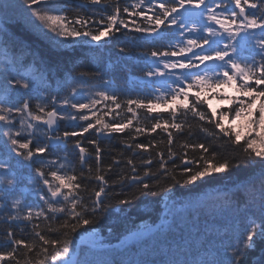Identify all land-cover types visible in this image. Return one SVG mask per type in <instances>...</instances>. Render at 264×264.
<instances>
[{"label":"snow or ice","instance_id":"1","mask_svg":"<svg viewBox=\"0 0 264 264\" xmlns=\"http://www.w3.org/2000/svg\"><path fill=\"white\" fill-rule=\"evenodd\" d=\"M120 2L121 0H80L79 3L72 5L68 0H23V10L27 22L58 49L70 38L81 44L91 41L99 45L105 38L110 42L117 39L121 29L144 33L154 38L159 36L162 40L168 39L166 47L151 52V56L156 58L154 63L158 65L160 58L182 59L174 62L165 60L163 68L168 70L167 72L149 71L146 75L175 77L171 83L176 86L170 88L167 93L170 103L174 106L170 112V119L164 120L162 124L160 118L156 117L150 130L136 126L135 133L138 135L145 131L151 133L162 129L167 133L168 160H174V157L179 155V163L174 161L170 171L167 166L168 160L164 159L165 153L157 151L155 156L160 158L157 171L153 172L149 167L138 168L134 160L128 158L126 164L129 170L126 174H119L111 181L106 179L108 173L121 161L114 160L107 169L101 167L102 148L99 136L103 134L112 137L113 133H123L132 126L136 112L131 105L147 109L149 113L155 110L156 105L151 101L144 103L129 99L126 102L127 111L132 113V118H128L126 122L121 120L116 123H104L97 128V124H101L97 118L96 123L78 125L71 131L64 130L61 133L58 120L89 121L91 117L88 114L63 113L57 107L58 98L55 96L41 97L43 103H37L35 110H32L29 99H24L19 106L12 104L11 97L20 96L21 90L24 95L33 92L35 82L26 72H21L17 68L13 74L10 68L24 67L29 60L38 65L43 61L44 54L23 45L19 46L17 54L14 45L11 60L8 61V50H5L6 63L3 71H0V89L3 90L5 100L9 102L0 103V151L7 159H11L12 154L20 158L17 163L30 170L29 179L34 185V194L43 202L39 209L26 206L28 211L20 215L21 201L15 200L11 204V209L16 211H9L8 218L12 221L17 219L32 221L34 218L43 217L48 221L55 220L56 214H63V219L55 229L51 225L48 226V231L59 232L60 236L47 238L40 231H36L35 236L39 239L33 243L16 239L9 230L7 237L14 247L7 252L0 251V264L4 261L21 264L16 256L21 247L26 250L25 264H33L28 258V253L34 252L37 257L35 264H156L155 260L127 262L118 260L115 258L119 255L118 249L112 250L114 255L111 259H90L87 255L81 259L70 247L74 243L72 237L81 235V230L89 232V226L91 231L95 232V226L100 220L113 213L126 212L128 207L137 201L157 197L161 194V189L164 195H170L177 186L196 190L205 183L226 179L233 171L254 174L247 181L237 185L238 191L243 189L248 198L242 201L245 204L244 217L247 223L243 225L235 241L226 230L219 244L206 247L199 259L194 261L170 259L161 264H243L249 252L257 247L261 250L258 264H264V0H151L147 5V11L152 15L140 11L145 7V0H138L137 3L123 9ZM229 5H234V8ZM86 6L97 7L93 12L91 7ZM10 7L8 0H0V16H7ZM76 9H85V14ZM246 9H259L261 14L258 16L255 11ZM87 12L93 14L88 15ZM96 12L100 15L97 16ZM122 13L129 18L141 17L148 22V27L140 26L132 20L126 21L122 18ZM191 16L200 18L198 26L189 19ZM162 25L166 32H161ZM257 29L259 33L256 32ZM197 32L200 35H187ZM0 35L10 39L4 28H0ZM177 36L179 39L172 42V38ZM119 51L125 52V48L120 47ZM177 69L180 70L179 74L173 71ZM225 87H234L238 93L248 97L247 100L234 101L237 107L231 110L234 112L233 120L245 117L246 136L242 137L240 131L225 127L222 120L229 115L228 113L220 112L217 118L215 112L209 116L202 110V104L207 103L206 100L202 101V93ZM190 93L194 96L192 101L189 98ZM96 95L113 103L117 99L114 92L108 94L101 90ZM257 100L262 101L257 110L258 116L253 112ZM162 102L167 105L169 100ZM177 102L179 108L184 110L179 116L175 107ZM59 103L75 109L77 113L89 109L88 104L70 102L68 98L59 100ZM96 103L97 101L93 99L92 105ZM116 107L119 108L120 105L116 104ZM189 113L195 120L204 122L199 125L201 132L214 140H219L221 135L226 137V143L234 146L236 154L231 158L220 157L209 144L187 141L180 145L184 151L179 154L173 152L174 136L169 129H174L177 133L185 131L186 125L191 129V125L187 124ZM116 115L119 116V113ZM205 124L214 125V129H218L219 132L209 130ZM92 129H96L97 136V139L88 141L93 145L92 152L84 147L80 140L73 143L69 139L83 137ZM188 134L191 136V131ZM129 139L135 140L136 135L130 133ZM70 144L78 149L82 166L89 164L94 157L95 169L89 164L87 173H82L79 177L75 174L69 175L66 171L62 173L61 170L67 168L69 162L52 157L59 150L66 151ZM150 147L154 148L155 145L126 143V148L133 150V154L134 150L147 153ZM187 149H191L194 155H189ZM46 153L48 156H45ZM7 159L0 162V170L5 173L10 171ZM21 161L24 163L21 164ZM140 163L145 166L152 165L153 156L150 154L142 157ZM161 177L165 180L164 185L160 183ZM85 180H95L97 183L93 186L84 183ZM256 180L259 181L258 195ZM0 183L11 187L14 182L12 179H6ZM117 187L120 189L119 192L116 191ZM0 192L4 193V197L0 199H5L7 190L0 189ZM110 193L114 194L115 203H112L113 195ZM6 206V203H0V208ZM44 206L48 213L53 214L51 217L46 215ZM34 227L39 228V224ZM111 231L109 228V232ZM98 247H103L102 241Z\"/></svg>","mask_w":264,"mask_h":264},{"label":"trees","instance_id":"2","mask_svg":"<svg viewBox=\"0 0 264 264\" xmlns=\"http://www.w3.org/2000/svg\"><path fill=\"white\" fill-rule=\"evenodd\" d=\"M9 1L18 3V7L23 5V0ZM79 2L80 0H73L72 5ZM125 6H129L128 2L121 0V9H123ZM88 7H91L94 12L97 6H86V8ZM76 11L85 14V9H76ZM109 11H111V9H109ZM93 12H87L86 14L92 15ZM15 14L16 13L8 10L7 16H0V23L3 25L2 28L7 31L8 37H10V39H6L3 35H1V45H4L11 50L15 45L17 54L19 53L20 45H23L24 47L30 46L34 51L44 54V59L38 64V66L41 67L42 63L46 67L56 71L57 74L60 72L62 74L69 72L72 75L74 74L78 77H84L88 86H94L98 83L108 82L110 90L112 93L114 92L116 94L117 99L115 103H113L111 100H106L105 102L101 103L97 102L91 109H84L81 113L74 111L73 114L76 115L88 114L91 119L89 121L77 120L74 121L75 123L73 124H67L66 120H62L60 129L61 133L64 130L71 131L78 125L86 126L88 123H96L97 118H99L101 121V124H97V128H100L104 123H116L121 120L126 122L128 118H132V113L127 111L128 105L126 102L129 99L140 100L144 103L151 101L153 104H155L153 98L145 97L143 95L146 93L139 89V86L136 84V79L146 75V72L148 71V63L145 61L149 54H151L150 50L160 49L163 46V41H160L159 43L157 42L155 47L151 45L150 42L143 41V39H141L138 34L129 33L126 30L121 31L117 34V39L112 40L111 44L105 47V50L109 55L108 60L104 63V65H96V60L91 61V64L87 62L77 64L76 60H82L81 58L83 56L78 47L72 48L70 53L61 50H55L50 45H46L37 35L35 36V34H32L27 29L25 24H22L20 21L16 20L12 21ZM95 14L97 16L100 15L98 12ZM122 17H124L123 13ZM8 18L10 20L5 22ZM132 19L134 21H139L141 20V17H135ZM143 22L146 23L144 19ZM123 41L127 42V45H133L134 48L132 49L133 51L131 53L137 54V57L141 58V60L137 63L135 58L127 57L124 60L123 70L119 71L110 64V61L113 57L119 58V49L122 47V45H125ZM10 53L12 56V51ZM49 57L52 59H49ZM30 64L37 66V64L32 63L31 60H29L26 65ZM0 71L3 70L0 69ZM82 73H84V75H81ZM70 94L71 90H68V97ZM24 99H29L30 105L34 106L35 100L30 95H24L23 92L20 96H13L10 102L14 104H20ZM192 100H194V98L190 97V101ZM116 104H119L120 107L117 108ZM131 107L136 112V117L133 118L132 126L126 129L123 133H113L112 137H106L103 134L99 136V143L102 148L100 162L101 167L103 169H107V166L112 164L114 160L121 161V163L118 166H114L113 170L106 176V179L110 181L116 179L117 175L126 174L128 172L129 166L126 164V160L128 158H132L138 168L149 167L153 170V172L157 171V166L160 163V158L155 156L157 151L164 152V159L168 160L167 133L162 129H157L155 132L150 133L149 131H145L144 133L137 135L135 133V127L139 126L150 130L152 125L155 123L156 117H159L160 122L163 124L164 120L170 119L171 110L164 108L162 111H160L155 108L152 113H149L147 109L138 108L135 104L131 105ZM201 107L202 110H204L209 116L212 115V111L208 105L204 103ZM232 109H234L233 106L229 108V110H225V108L223 109V111L229 114V119L234 117V115H232ZM183 111V109L178 110L177 116H179ZM117 113H119V116L116 115ZM219 113L220 112L216 113L217 118L219 117ZM222 123L224 124V120H222ZM187 124L191 125V129H189L186 125L185 131L180 133H177L174 129H169V131H171L174 136L172 145L173 152L179 154L184 151L180 148V145L187 141L188 143L202 142L209 144L213 151L219 153L220 157L231 158L236 154L234 146L226 143V137L221 135L219 140H214L211 136L201 132L199 125L204 124V122L195 120L190 113L187 117ZM204 126L209 130H214L217 133L219 132L218 129H214V125L205 124ZM189 131L192 133L191 136L188 134ZM130 133L132 135H136L135 140L129 139ZM69 139L73 141V143L76 140H80L82 145L92 152L93 145L88 143V141L97 139L96 129H92L88 133H85L83 137ZM243 142L244 140L242 138L241 143ZM126 143H144L147 145L154 144L155 147H150L149 152L147 153L140 150H134L135 154H133V150L126 148ZM186 151L189 152V155H194L191 152V149H187ZM150 154L153 156V164L148 166L141 165V158L147 157ZM45 156H48V154L46 153ZM0 157L3 158V160L7 158L2 151H0ZM57 157L60 159L65 157L66 161L69 162L68 170L70 171V175L75 174L78 177L81 176L82 173H87L89 164L93 169H95L96 166L94 157L89 161V164L82 166L79 159V151L71 144L66 151L59 150L54 153L52 158ZM174 161L177 164L179 163V155L175 156L174 160H168L167 166L170 171L172 170ZM9 163V167L13 168L12 161ZM220 175L227 176V174ZM253 175L254 174L251 172L233 171L231 176H228L226 179L212 183H205L196 190H189L188 187L177 186L170 195H164L161 189V194L157 197H148L146 200L137 201L134 205L129 206L126 212L120 214L113 213L112 215L100 220L95 226V232L91 231V226H89V232H84L81 230V235L72 237L74 239V243L70 247L75 253H77V257L81 259H83L85 255H87L90 259H111L114 255L112 252L113 248L94 250L91 247L83 246L78 250L79 240L91 233H96L98 235V241L96 244H99L102 241L103 246L112 247L114 245L121 244L123 240L139 232V230L145 225L156 226L157 224L161 223L164 221L165 214L168 211L172 214L171 218L174 219V222L166 232L163 233L158 231L154 235L146 236L145 239L135 242V245L127 249L122 250L118 248L119 255H116L115 258L125 262L155 260L156 264H161L162 260V262H166L170 259L194 261L202 256L206 247H210L212 244H219L220 238L224 235L226 230L229 232V235L233 241H235L239 232L242 230L243 225L247 223V220L244 217L245 204L242 201L248 198V194L244 192L243 189L238 191L237 185L247 181ZM1 176L2 174L0 172V178ZM84 183L94 186L97 182L95 180H85ZM160 183L161 185H164L165 180L163 177H161ZM0 189L3 188L0 186ZM256 189L258 195V180H256ZM211 190L223 191V193L220 192L222 193L221 196L224 194V198H228L229 200H227L226 204L222 205L221 210L218 207L215 208L214 206H212L211 209L208 208L206 210L205 208H200L202 215L200 218H191L189 216V225H187L185 221L183 223V218L185 220L187 219L184 208L175 209L176 207H166L168 206V203H166V200L168 199L169 202L171 200L174 202H185L192 200L195 197H199L200 194L211 192ZM116 191H120L119 187H117ZM21 195L22 193L15 188L13 190L7 191L5 199H0V203H6L7 205L6 207L0 208V251L7 252L10 251L12 247H14L7 237V232L9 230L13 232L16 239H22L28 243L38 241L39 238L35 236L36 231H40L41 234L45 235L47 238L60 236L59 232L48 231V226L51 225L53 229L57 228L62 222L63 214H56L57 218L55 220L48 221H45L43 217L40 219L34 218L32 221L23 219L12 221L8 218L9 211H16L11 209V204L14 200H16V198H21ZM110 195H113L112 203H115L116 200L114 194L110 193ZM0 197H4L3 192H0ZM238 203L239 208H237ZM44 208L46 215L51 217L53 214L47 212L46 206H44ZM24 214H26V211L21 208L20 215ZM190 215H192L191 210ZM180 217H182L181 223L177 221ZM36 224H39V228L34 227ZM179 225H187V227L185 226L182 230H179V232L173 234L174 228H177ZM109 228H111V232H109ZM117 237H119V239H117ZM60 238L62 239L63 237ZM181 240L186 241L183 243ZM25 252L26 250L21 247L16 253L17 258L21 261V264H25ZM260 257L261 250L259 247H257L254 251L249 252V254L245 257L243 264H258ZM28 258L33 261V264H35V260L37 259L35 252L28 253ZM2 264H15V261H4Z\"/></svg>","mask_w":264,"mask_h":264},{"label":"rangeland","instance_id":"3","mask_svg":"<svg viewBox=\"0 0 264 264\" xmlns=\"http://www.w3.org/2000/svg\"><path fill=\"white\" fill-rule=\"evenodd\" d=\"M8 3L11 5V7L8 10L16 13L14 15L12 21L16 20V21H20L21 23L25 24L27 26V28L32 33L38 34L39 38L46 45H50L53 48H55L56 50H64L65 48L70 47V46L74 47V46L82 45L79 42L72 41L71 38H70L68 41H66L64 43L62 48H59V49L56 48L52 44L51 41L46 39L45 36L41 34V32H39L37 29L32 27V25L27 22L26 15L24 14V10H23V5L18 7V3H15L13 1L10 2L9 0H8ZM17 7H18V9H17ZM83 39H86V38H83ZM83 44H88V45L92 46V45H96L97 43L88 41L87 43H83ZM177 59H182V58L176 57V58L172 59L171 62H174ZM163 63H164V60L160 59L159 64L157 65V63H156L154 71L159 70V71L167 72L168 70L163 68ZM173 71L175 72L176 70H173ZM177 71L179 72L180 70L177 69ZM177 74H179V73H177ZM173 79H175L174 76H167V75L166 76H159V77L158 76H153L152 80H154V84L157 85L158 87H160V89H156V90L153 91L154 92L153 95L156 96V97H160L161 98L160 100H162V101L167 99V92L170 91V88H173L174 86H176L175 84L171 83V81ZM79 88H80V91H78L76 93V97L74 99L75 101L78 100L81 96H83V93H85L84 90L83 91L81 90L82 88L80 86H79ZM222 89H224L226 92H229V93H223L219 89H216L215 91H205L204 93H202V97L201 98H206L208 100L209 104L211 105V109L215 113L217 111H219V109L221 110V107H223V106L229 110V108H230L229 105L233 101L232 96H234V95L240 96L241 95L240 93H235L236 89L234 87H225V88H222ZM233 89H234V91H233ZM2 93H3V90L0 89V94H2ZM84 96L88 97L89 95L84 94ZM191 96H193V95L190 93L189 97H191ZM225 97H227V98H225ZM243 97L248 99V97H245V96H243ZM167 100H169V103L167 105H172L170 103V98L167 99ZM261 102H262L261 100H257L255 105H254V107H253V112H254V115H256V116L259 115L257 110H258L259 105H260ZM178 104H179V102H177V105ZM159 105H161V104H157L156 108L160 109L161 107ZM232 114L234 115V112ZM224 124L226 125V127H231L233 130L240 131L242 133V137L247 135V129L244 127V125L246 124V120H245L244 116H241V118L235 119V120H233V119L228 120V118L226 117V119H224ZM61 172L62 173L65 172V169H62ZM24 207H25V204L22 206V208H24ZM149 229H150L149 227L142 228L141 232L135 234L131 238H128L123 243L128 244L129 242L133 241L134 239L143 238L145 236V233L148 232ZM95 239H96V235L91 234L88 237L84 238L81 242H83V243L87 242L88 244H90V243H93L95 241Z\"/></svg>","mask_w":264,"mask_h":264},{"label":"bare ground","instance_id":"4","mask_svg":"<svg viewBox=\"0 0 264 264\" xmlns=\"http://www.w3.org/2000/svg\"><path fill=\"white\" fill-rule=\"evenodd\" d=\"M124 42V41H123ZM125 45H122V47L125 48V52H120L118 54L119 58L117 57H113L110 61V64L114 67V68H117L119 71H122L123 70V67H124V60L125 58H135V61L138 63L141 58L137 57V54H133L131 53L133 50V45H127V42H124ZM79 51L81 53H83V56H82V60L80 59H77V64H82L84 62H87L89 64H91V61L93 60H96V65H99V64H103L108 60V55L107 54V51H100V50H94L93 52V55L91 56L90 54V51H89V48L87 45H81L80 47H78ZM72 50V47H67L65 48L64 50H61V51H64V52H68L70 53V51ZM51 74L54 76L55 73H54V70L51 69ZM69 73V72H68ZM70 74V73H69ZM65 75H67V73H65ZM71 75V74H70ZM74 75V74H73ZM66 78L65 79H58V78H49L50 79V82L53 86V89L59 93L61 92V90H63L64 88H67L69 86L72 85V83L74 82H77V81H81V83H85L86 84V80L84 77H78L77 75L75 76H65ZM69 77V78H68ZM221 92L223 93H229V92H226L224 89H219ZM234 91V89H233ZM154 92L148 94H143L145 97H156L153 95ZM194 98V97H193ZM203 100H206L207 103H205L206 105H208L211 109V105L209 104L208 100L206 98H202V101ZM221 104V103H220ZM172 105H167L165 106V109H169V110H172V108L174 106ZM175 107L178 109V110H181V108H179V104L178 105H175ZM233 115V114H232ZM223 191H218V190H214L211 192H206L204 194H200L199 197H195L193 198L192 200H189V201H185V202H174V201H170L169 202V199L166 200V203H168V206L166 207H176L175 209H178V208H188V211L186 212V220L183 218V223L184 221L186 222L187 225H189L190 223V218H200V216L202 215V212H200V208H205L206 209H211L212 206H214L215 208L218 207L220 210L222 208V205L223 204H226L227 203V200H229L228 198H224V194L221 196L222 193H220ZM225 199V201H224ZM190 210L192 212V215H190ZM169 221H171L172 223L174 222V219H172L171 217H168L167 218ZM181 220H182V217L178 218V222L181 223ZM187 225H185L187 227ZM185 226H181L179 225L177 228H174V231H173V234H176L177 232H179V230H182ZM96 235V237L98 236L97 234H94ZM186 240H181V242H185ZM196 250V248H195ZM163 261V260H162ZM161 261V262H162Z\"/></svg>","mask_w":264,"mask_h":264}]
</instances>
